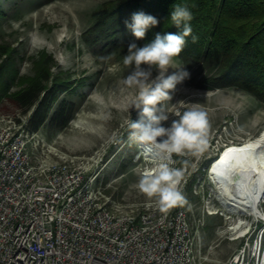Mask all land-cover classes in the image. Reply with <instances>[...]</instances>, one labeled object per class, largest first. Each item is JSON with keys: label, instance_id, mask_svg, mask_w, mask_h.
I'll use <instances>...</instances> for the list:
<instances>
[{"label": "rangeland", "instance_id": "rangeland-1", "mask_svg": "<svg viewBox=\"0 0 264 264\" xmlns=\"http://www.w3.org/2000/svg\"><path fill=\"white\" fill-rule=\"evenodd\" d=\"M109 0H0V42L18 50L17 69L20 76L33 74L32 56L40 50L52 54L53 72L79 83L77 89L60 94V100L73 104V115L64 127H53L49 120L38 132L47 144L57 150L79 156H92L101 168L100 176L106 195L125 205L140 206L149 198L136 185L150 165L167 163L182 169L179 185L184 197L192 231L201 243L202 264H222L244 237L242 232L256 234L264 226L249 210L230 212L222 204L210 165L225 146L241 143L264 132V101L237 85H213L205 77L220 72L217 64H207L176 56L169 72L187 69L191 78L171 90V99L158 105L169 117L170 126L177 109L183 113L193 106L204 111L207 118L206 143L185 149L183 155L173 154L171 160L140 148L130 139V123L139 119L135 107L139 88L125 80L134 65H125L128 51L110 52L89 31ZM148 68L147 65H141ZM157 69L152 66L153 77ZM17 86L13 85L12 90ZM3 110L29 118L31 111H18L6 101ZM154 156H160L156 158ZM211 159L206 170L204 162ZM193 179L192 187L187 184ZM264 212V196L259 202ZM264 216V215H263ZM242 220L244 225L236 227Z\"/></svg>", "mask_w": 264, "mask_h": 264}, {"label": "built area", "instance_id": "built-area-1", "mask_svg": "<svg viewBox=\"0 0 264 264\" xmlns=\"http://www.w3.org/2000/svg\"><path fill=\"white\" fill-rule=\"evenodd\" d=\"M100 172L92 156L47 144L28 118L0 113V264L203 263L184 205H125ZM240 237L222 264H264V226Z\"/></svg>", "mask_w": 264, "mask_h": 264}, {"label": "trees", "instance_id": "trees-1", "mask_svg": "<svg viewBox=\"0 0 264 264\" xmlns=\"http://www.w3.org/2000/svg\"><path fill=\"white\" fill-rule=\"evenodd\" d=\"M177 5L187 6L192 14L188 21L192 32L185 37L178 56L217 64L219 74L205 77L206 82L237 85L264 101V0H109L88 33L111 53L128 51L130 43L143 46L156 33L180 32L182 25L177 28L170 15ZM139 10L157 17L159 25L137 40L125 21ZM17 58L18 50L12 44L0 42V113L17 115L3 110L8 101L18 111L32 110L28 118L31 131L39 130L47 119L53 127L66 126L74 112L73 104L62 99L51 114L50 110L61 93L77 89L79 83L53 72L56 62L46 50L32 56V75H19ZM13 85L17 87L12 90ZM210 161L204 162L206 170ZM192 183L193 179L187 184L188 190Z\"/></svg>", "mask_w": 264, "mask_h": 264}, {"label": "clouds", "instance_id": "clouds-1", "mask_svg": "<svg viewBox=\"0 0 264 264\" xmlns=\"http://www.w3.org/2000/svg\"><path fill=\"white\" fill-rule=\"evenodd\" d=\"M171 20L180 32L156 33L154 39L143 46L136 43L128 45V54L123 63L134 65V70L127 76L125 84L136 85L139 88L135 107L139 110V119L130 123V139L153 146L164 158L171 160L173 154L183 155L185 149L206 143L205 129L207 126L206 113L193 106L183 113L175 111L178 119H173L170 126L165 127L169 117L160 111L158 105L171 99V90L179 83L191 78L187 69L169 72L173 60L178 56L186 43L192 28L188 21L192 14L187 6L177 5L171 12ZM159 25V19L143 10L133 12L130 21L125 26L137 39H144L147 31ZM141 65H147L143 68ZM152 66L158 70L155 77ZM182 169L171 168L167 163H158L146 169L141 175L136 187L150 199L157 198L162 211L174 206L183 205L185 197L179 188L183 179Z\"/></svg>", "mask_w": 264, "mask_h": 264}, {"label": "bare ground", "instance_id": "bare-ground-1", "mask_svg": "<svg viewBox=\"0 0 264 264\" xmlns=\"http://www.w3.org/2000/svg\"><path fill=\"white\" fill-rule=\"evenodd\" d=\"M140 148L160 155L151 145L140 143ZM213 161L209 173L226 209L233 213L249 210L250 214L264 219L259 207L264 196V132L225 146ZM244 223L240 220L236 227Z\"/></svg>", "mask_w": 264, "mask_h": 264}, {"label": "water", "instance_id": "water-1", "mask_svg": "<svg viewBox=\"0 0 264 264\" xmlns=\"http://www.w3.org/2000/svg\"><path fill=\"white\" fill-rule=\"evenodd\" d=\"M220 154V153H219ZM211 166V165H210Z\"/></svg>", "mask_w": 264, "mask_h": 264}]
</instances>
